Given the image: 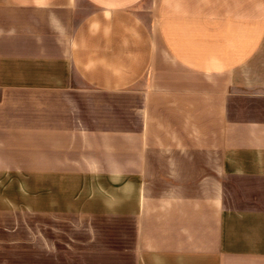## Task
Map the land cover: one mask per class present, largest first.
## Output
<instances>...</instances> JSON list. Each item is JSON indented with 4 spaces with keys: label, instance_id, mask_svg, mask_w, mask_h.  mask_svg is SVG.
<instances>
[{
    "label": "crops",
    "instance_id": "0c3cea01",
    "mask_svg": "<svg viewBox=\"0 0 264 264\" xmlns=\"http://www.w3.org/2000/svg\"><path fill=\"white\" fill-rule=\"evenodd\" d=\"M64 219L118 264H264V0H0V261L63 264Z\"/></svg>",
    "mask_w": 264,
    "mask_h": 264
},
{
    "label": "rangeland",
    "instance_id": "374dc122",
    "mask_svg": "<svg viewBox=\"0 0 264 264\" xmlns=\"http://www.w3.org/2000/svg\"><path fill=\"white\" fill-rule=\"evenodd\" d=\"M20 67L14 66L13 69L17 71ZM40 73L38 71L34 74ZM39 76H44V73H40ZM111 193H117V190L112 189ZM64 232H63V250H62V261L63 264H118L120 259V251L118 249H110L109 251H98V250H85L79 248L80 244H72V238L75 240L85 238L82 234H70L69 222L67 219L63 221ZM69 227V228H68ZM115 236L112 235L110 242L111 247L117 248ZM6 251V252H5ZM23 250H3L0 252V258L4 259H18L23 255ZM106 254H108L106 256ZM106 258L110 261H97V259ZM89 259V261H85ZM9 263V264H22V261H0V263ZM33 262V261H31Z\"/></svg>",
    "mask_w": 264,
    "mask_h": 264
}]
</instances>
